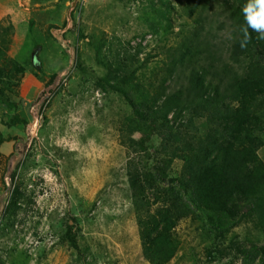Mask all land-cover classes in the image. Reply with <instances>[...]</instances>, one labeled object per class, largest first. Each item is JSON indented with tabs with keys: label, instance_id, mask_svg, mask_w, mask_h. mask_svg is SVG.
<instances>
[{
	"label": "trees",
	"instance_id": "16d2710c",
	"mask_svg": "<svg viewBox=\"0 0 264 264\" xmlns=\"http://www.w3.org/2000/svg\"><path fill=\"white\" fill-rule=\"evenodd\" d=\"M43 1L49 3H32ZM247 3L147 0L145 6L142 1L139 16L163 44V59L151 69L148 64L159 54L145 52L141 43L120 38L114 43L104 34L97 41L95 58L105 74L95 80L96 87L118 95L130 110L118 124V135L128 155L124 174L141 256L148 264H169L176 257L182 243L175 229L186 219L200 223L207 263L264 264V160L259 155L264 149V40L248 28L251 39L241 47ZM175 8L185 18L177 27L171 19ZM53 14L57 17L58 11ZM72 17L70 11L65 24ZM211 22L226 27L230 38L213 34ZM33 25L29 21V28ZM49 28L56 29L53 24ZM0 29V107L16 113L24 73L42 66L39 47L23 64L7 55L11 32ZM76 31L81 38L78 27ZM55 78L53 74L44 85L35 108L56 89ZM3 141L0 137V145ZM25 147L8 156L6 222L21 208V199L29 200L20 175L15 183L17 173L22 175ZM67 218L61 240L79 253L77 259L86 260L88 248H81L77 239L80 223ZM242 225L254 235L239 236L235 229ZM0 264H5L2 256Z\"/></svg>",
	"mask_w": 264,
	"mask_h": 264
},
{
	"label": "rangeland",
	"instance_id": "374dc122",
	"mask_svg": "<svg viewBox=\"0 0 264 264\" xmlns=\"http://www.w3.org/2000/svg\"><path fill=\"white\" fill-rule=\"evenodd\" d=\"M47 1L33 4L32 0H15V5L14 0H0L3 11L13 7L20 10L13 20L9 10L0 13L2 29L11 32L7 55L24 64L34 47H39L37 55L42 64L26 71L34 81L26 80L24 73L18 111L0 107V137L4 140L0 145V256L5 264H148L141 256L124 174L128 155L118 135V124L130 110L118 95L104 93L95 84L105 74L95 58L102 34L108 41L116 43L120 38L132 45L141 43L145 52L158 53L148 69L163 59L162 41L150 33L139 16L147 0ZM70 11L73 17L65 24ZM171 19L174 27L185 20L179 17L177 8ZM29 21L34 22L32 28ZM219 23L211 22L212 33L221 40L230 38L226 27L218 28ZM52 24L56 29L49 28ZM169 39L173 43L174 35ZM53 74L57 78L52 82H58V86L40 109L35 108ZM170 86L177 87L175 83ZM16 115L25 123L18 122ZM24 144L19 169L22 175L17 173L15 183L20 175L27 185L24 199L29 200L21 199V208L6 222L4 208L10 199L8 156L18 154ZM259 155L264 160V149ZM173 168L179 170L180 166L175 164ZM67 214L80 223L77 239L81 248H88L86 260L77 259L79 253L61 240ZM5 224L9 225L6 230ZM199 227L200 223L191 219L178 224L175 233L182 248L169 264L227 262L205 261L203 247L207 241L200 239ZM235 231L242 238L254 235L243 225Z\"/></svg>",
	"mask_w": 264,
	"mask_h": 264
},
{
	"label": "clouds",
	"instance_id": "9594fccd",
	"mask_svg": "<svg viewBox=\"0 0 264 264\" xmlns=\"http://www.w3.org/2000/svg\"><path fill=\"white\" fill-rule=\"evenodd\" d=\"M242 11L247 24L246 28L241 29L244 34L241 47L244 48L251 39L248 28L259 33L258 39L264 40V0H248Z\"/></svg>",
	"mask_w": 264,
	"mask_h": 264
},
{
	"label": "crops",
	"instance_id": "0c3cea01",
	"mask_svg": "<svg viewBox=\"0 0 264 264\" xmlns=\"http://www.w3.org/2000/svg\"><path fill=\"white\" fill-rule=\"evenodd\" d=\"M12 1H13V0H12ZM13 4L16 5L15 0H14V3H13ZM12 6H13V5H12ZM2 9H4V8H2ZM2 9H1V6H0V13L3 11ZM8 10H9V9H7V10H5V11H3V12H6V11L8 12ZM25 10H27V9L25 8L24 11H25ZM9 11H10V16L12 17V18H11L12 20H13V16H14V15L17 16V14L20 12V10H17L16 7H13V8H12L11 10H9ZM6 14H7V13H6ZM24 16H25V14H24V15H21V18H23ZM0 20H1V18H0ZM25 76H27V77H26V80H29V81H30V80H33V79H31L32 77H31L30 75H27V74H26V72H25ZM33 81H34V80H33Z\"/></svg>",
	"mask_w": 264,
	"mask_h": 264
},
{
	"label": "water",
	"instance_id": "95a60500",
	"mask_svg": "<svg viewBox=\"0 0 264 264\" xmlns=\"http://www.w3.org/2000/svg\"><path fill=\"white\" fill-rule=\"evenodd\" d=\"M73 5H74V3H73ZM73 5H72V6H73Z\"/></svg>",
	"mask_w": 264,
	"mask_h": 264
}]
</instances>
